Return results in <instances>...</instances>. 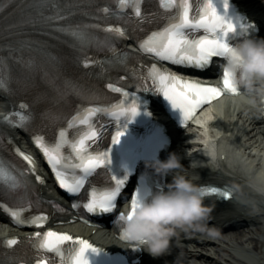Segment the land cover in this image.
<instances>
[{
	"label": "snow or ice",
	"instance_id": "6c2138e0",
	"mask_svg": "<svg viewBox=\"0 0 264 264\" xmlns=\"http://www.w3.org/2000/svg\"><path fill=\"white\" fill-rule=\"evenodd\" d=\"M143 2L144 0H118L119 9L131 7L134 15L141 20L148 16L146 11L142 12ZM160 3L164 9H175L174 22L168 23L162 30L151 32L146 39L140 41V47L145 52L153 53L159 58L177 64L192 65L200 70L215 65L222 79L221 85L205 84L197 80L181 79L173 73L162 71L155 64L148 69L147 76L143 79L145 81L150 79L152 85L163 93L174 108L182 110V123H187L203 104L219 97L223 91L227 90L232 93L239 91L233 85L229 72L224 68L221 70L220 64L224 58L234 52L233 46L241 38H244V34L237 31V24L231 17L218 11L215 0H205L195 9V14L193 0H160ZM229 6V0H224V7L227 9ZM103 11H108V9L105 8ZM52 18L62 19L63 17L59 15L49 17V19ZM241 27L244 33L248 31L247 25ZM197 29L203 30L205 34L195 38L190 36V33ZM60 30L80 38L85 35L79 25L61 27ZM107 30L121 36L125 34L123 28L111 24L107 26ZM84 63H92V61L85 59ZM108 87L123 93L124 101L109 106L82 107L68 121V128L75 125L86 126L76 137L70 139L67 129L63 127L59 129L57 137L53 140H46L42 135L33 136L34 143L46 157L60 186L70 193H79L88 177L101 166H111L110 149L103 152L90 150V145L95 144L99 134L93 117L97 113H107L117 121H121L122 130H117L112 139V143L116 144L124 135L127 120L135 119L140 111L139 97L129 100L131 94L124 88H118L115 84H109ZM0 89L9 90L10 79L0 76ZM19 108L29 109V105L22 102ZM22 110L10 112L0 119V123L24 127L26 122L33 118V114L30 110L27 113ZM66 146L70 148L69 155H66L64 151ZM15 152L27 162L28 167L17 169L14 164H5L4 160L0 159V188H6L8 191H15L22 187L27 188L28 184L25 178L29 173L36 171L33 156L19 147L15 148ZM73 154L76 159H73ZM77 170L81 171L77 172ZM36 179L42 178L37 176ZM112 179L114 184L111 186L100 189L92 188L90 199L84 204L89 212H111L117 207V198L121 195L127 177L113 176ZM205 192L206 194H219L229 200L233 196L231 191L217 186H207ZM139 196V190L132 196V214L135 213ZM31 206L32 204L29 202L27 207ZM73 207L76 205L74 204ZM4 208L10 213L13 220L20 224L42 225L47 219L43 212L30 218L23 217L25 206L9 207L4 205ZM33 235L36 241L34 248L38 255L55 253L67 264H89L88 250L98 251L96 246L87 239L73 236L68 232L49 228L47 231H38ZM18 239V237H11L3 243L12 246L17 244ZM65 242H71V247L67 249V256L65 255ZM35 264H49L47 256L44 255V258L36 259Z\"/></svg>",
	"mask_w": 264,
	"mask_h": 264
},
{
	"label": "clouds",
	"instance_id": "9594fccd",
	"mask_svg": "<svg viewBox=\"0 0 264 264\" xmlns=\"http://www.w3.org/2000/svg\"><path fill=\"white\" fill-rule=\"evenodd\" d=\"M233 47L223 68L239 89L235 94L254 114L264 115V37H244ZM149 165L157 173L172 174L174 179L167 190L162 188L148 196L141 192L134 214L132 199L129 200L114 223L119 227L121 246L142 248L152 256H161L170 251L182 231L202 227L213 208L206 203L205 187L192 171L200 167L197 160L192 161L190 169L183 157L173 152L167 160L157 159Z\"/></svg>",
	"mask_w": 264,
	"mask_h": 264
},
{
	"label": "bare ground",
	"instance_id": "6f19581e",
	"mask_svg": "<svg viewBox=\"0 0 264 264\" xmlns=\"http://www.w3.org/2000/svg\"><path fill=\"white\" fill-rule=\"evenodd\" d=\"M258 15L262 17L263 19L262 21L264 22V8L263 7L258 11ZM2 104L3 102L0 103V105ZM235 108L236 107L233 106V104L232 105L226 104L224 111L216 110L214 112V115H215V118H213L214 122L213 123L211 122V124H217V123L226 124L228 122L229 124H234L235 119L233 117H235L239 121L241 120L242 125L240 127L239 137L242 136L243 141L251 142V145L253 148L250 150V152L252 156L255 157L257 154L260 155V153L264 149L263 128L260 122L248 118L247 116L243 114V112L241 113V111H243L244 109H241V108L235 109ZM211 132L213 136H217L219 134L218 130L215 131L214 129H211ZM186 133L182 132L180 134H176L175 141L179 144H185V143H190L192 140H194L193 137H191L192 134L189 131ZM231 137H234L232 130H231V134L225 135L223 138L225 139L226 142H228V138H231ZM199 144L201 147H203L204 145L203 143H199ZM194 145L195 144H193V146ZM255 147L257 148L256 151H254ZM182 151H186V150L182 149ZM248 154H246L247 157H249ZM181 156L183 157L184 164L188 163L190 158L192 159V157L189 158L188 156L183 155V154H181ZM258 162L256 164H258ZM215 171L216 170H213V172ZM172 178L174 179L173 175L171 174V182L173 180ZM235 181H231V182H234L236 185H238L237 181L236 182ZM256 201L257 202H255V205L257 207L251 205L248 208L247 207L243 208L237 202H231V203H227L224 205L226 212H227L226 222H231L237 219L238 222L245 223L244 228L235 230V231H230L229 233H227L228 235L226 236V238H224L227 243H221L222 249L225 252H223L218 247L216 246L214 247L212 245V241L216 240V238L212 236V234L218 230L216 229V231H213V229L211 228V227H215V225H213L214 221H213L212 214L208 220L209 221L208 228L202 232L203 234H209V236H206L207 238L201 235L202 239H199V237L201 236L199 237L193 236V237H189L185 239L197 238L198 240H195V241L199 243L202 241H205L204 244L206 248H209L208 250H210L211 252L208 254H210L213 257L217 254L223 255L222 257H224V259L227 260L228 264H262L261 260H257V259H260L264 256V200L261 202H259L258 200ZM78 227L82 229L85 233H88L89 231L91 232L92 230V228H89V227H84V226H78ZM70 228L73 230L78 229L76 226H72V225L70 226ZM11 229L12 228L9 225H7L4 220L0 219V237L14 231ZM101 241L105 243L103 240ZM190 249L193 250V248L188 245V248H184L183 252L194 253L193 251H190ZM243 249H245L246 251L255 252L256 255H254L255 256L254 260H248L247 257L244 255L243 257H241L239 251ZM201 255L205 256L208 262L204 263V261H201L198 264H221L218 261V260H221V258H218V260L215 261L214 259H217L215 257L214 258L212 257L213 258L212 259L210 255H207L204 253H202ZM166 256L170 257L171 253L167 254ZM249 257H253V255Z\"/></svg>",
	"mask_w": 264,
	"mask_h": 264
},
{
	"label": "rangeland",
	"instance_id": "374dc122",
	"mask_svg": "<svg viewBox=\"0 0 264 264\" xmlns=\"http://www.w3.org/2000/svg\"><path fill=\"white\" fill-rule=\"evenodd\" d=\"M263 261H264V259H263Z\"/></svg>",
	"mask_w": 264,
	"mask_h": 264
}]
</instances>
